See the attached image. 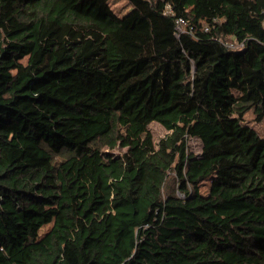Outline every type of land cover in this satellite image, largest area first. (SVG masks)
<instances>
[{
    "label": "trees",
    "instance_id": "16d2710c",
    "mask_svg": "<svg viewBox=\"0 0 264 264\" xmlns=\"http://www.w3.org/2000/svg\"><path fill=\"white\" fill-rule=\"evenodd\" d=\"M127 1L0 0V264H264V0Z\"/></svg>",
    "mask_w": 264,
    "mask_h": 264
},
{
    "label": "rangeland",
    "instance_id": "374dc122",
    "mask_svg": "<svg viewBox=\"0 0 264 264\" xmlns=\"http://www.w3.org/2000/svg\"><path fill=\"white\" fill-rule=\"evenodd\" d=\"M110 5L113 11L120 17L124 16L127 12L132 9V5L127 0H110ZM246 123L254 128L261 136H264V119L257 120L255 114L252 111H249L245 114ZM149 129L152 132L155 142H158L162 137H164L168 130L159 122L153 121L149 125ZM125 149L122 145L118 143L111 144L105 147V151L119 154ZM189 150L196 155L202 153V142L199 138L192 137L189 139ZM210 186V179L204 180L201 184V192L207 193ZM178 194V193H177ZM180 195V194H179ZM182 196V195H180Z\"/></svg>",
    "mask_w": 264,
    "mask_h": 264
},
{
    "label": "built area",
    "instance_id": "2783aa9c",
    "mask_svg": "<svg viewBox=\"0 0 264 264\" xmlns=\"http://www.w3.org/2000/svg\"><path fill=\"white\" fill-rule=\"evenodd\" d=\"M176 21H177V29H178V31L183 32L185 30V28H186V25H187L186 20L183 17H178ZM225 45L227 47H229L230 49L234 50V49H239V48L242 49L244 47L245 43L244 42H237V41H234V42L226 41Z\"/></svg>",
    "mask_w": 264,
    "mask_h": 264
}]
</instances>
